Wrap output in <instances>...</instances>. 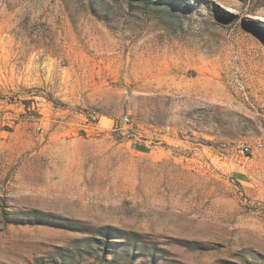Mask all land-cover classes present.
<instances>
[{"label": "rangeland", "instance_id": "rangeland-1", "mask_svg": "<svg viewBox=\"0 0 264 264\" xmlns=\"http://www.w3.org/2000/svg\"><path fill=\"white\" fill-rule=\"evenodd\" d=\"M0 264H264V0H0Z\"/></svg>", "mask_w": 264, "mask_h": 264}, {"label": "built area", "instance_id": "built-area-1", "mask_svg": "<svg viewBox=\"0 0 264 264\" xmlns=\"http://www.w3.org/2000/svg\"><path fill=\"white\" fill-rule=\"evenodd\" d=\"M123 120H124V121H128V118H127V117H124ZM244 150L247 151V150H248V147L245 146L244 148H242V151H244Z\"/></svg>", "mask_w": 264, "mask_h": 264}]
</instances>
